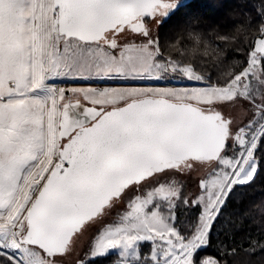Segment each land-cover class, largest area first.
Wrapping results in <instances>:
<instances>
[{
    "label": "snow or ice",
    "instance_id": "6c2138e0",
    "mask_svg": "<svg viewBox=\"0 0 264 264\" xmlns=\"http://www.w3.org/2000/svg\"><path fill=\"white\" fill-rule=\"evenodd\" d=\"M179 6V0H0V258L7 264H59L89 222L150 180L155 186L129 200L90 255L115 251L116 264H195L229 195L253 180L264 139V26L246 66L212 84L190 64L164 58L150 35L147 20L167 18ZM125 32L145 39L121 45ZM173 74L205 86L66 90L49 83L162 81ZM238 100L252 105L254 119L233 131L220 106ZM197 164L212 170L199 183L193 203L202 211L185 236L175 227L180 186L158 178ZM144 243L151 245L147 256Z\"/></svg>",
    "mask_w": 264,
    "mask_h": 264
},
{
    "label": "trees",
    "instance_id": "16d2710c",
    "mask_svg": "<svg viewBox=\"0 0 264 264\" xmlns=\"http://www.w3.org/2000/svg\"><path fill=\"white\" fill-rule=\"evenodd\" d=\"M262 26L264 0H194L159 26L158 39L164 58L190 64L207 81L222 85L230 73H239L246 66ZM192 37H198L199 44ZM255 159L253 180L236 186L229 195L213 223L208 244L194 256L195 264L209 257L219 264H264V139L258 142ZM185 196L186 189L176 205V226L188 236L202 206L184 204ZM140 251L147 256L151 245L142 244ZM117 260L112 251L85 264H116Z\"/></svg>",
    "mask_w": 264,
    "mask_h": 264
},
{
    "label": "rangeland",
    "instance_id": "374dc122",
    "mask_svg": "<svg viewBox=\"0 0 264 264\" xmlns=\"http://www.w3.org/2000/svg\"><path fill=\"white\" fill-rule=\"evenodd\" d=\"M158 34L151 36L154 39H158ZM145 38H138L134 42L140 43ZM160 45V42H159ZM161 49V48H160ZM162 53V51H161ZM170 58V57H167ZM199 74V73H198ZM174 77V78H173ZM50 84L54 85L58 88H65L66 90L71 88H87V87H202L205 84L187 80L184 77L179 76L178 74H173V76L169 77L166 80L162 81H154V80H99V79H79L72 77H61L49 81ZM67 96H72V93H68L66 91ZM220 108L227 115L233 116V131L239 129L240 127L245 126L249 123V121L254 119L253 116V107L247 101L238 100L235 103H229L221 105ZM256 160V159H255ZM257 164V161H256ZM211 168L209 165L204 164L197 167H193L190 171H185L184 173H168L163 177L158 178L160 183L167 182L169 180H175L180 186V199L181 195L184 193V189H186V196L184 200L189 201L188 206H195L193 202L196 201L201 194V190L199 187V183L201 180L207 178L211 172ZM156 180H150L146 183V185H142L138 191H128L126 195L120 200L115 202L114 207L106 211L104 216L99 219H96L93 222H89L83 231L78 234L74 238V242L72 244L70 252L59 258V264H85L87 261L92 259L93 257L90 255V249L94 244L95 240L98 238V235L109 225L114 224L118 221L119 216L122 215L125 211H127V204L134 195L144 194L147 191L151 190L153 186H155ZM176 209V207H175ZM174 209V215L176 218V210ZM175 227L176 219H175ZM180 231V230H179ZM206 247V246H204ZM202 247V248H204ZM214 259V258H207ZM206 259V260H207Z\"/></svg>",
    "mask_w": 264,
    "mask_h": 264
},
{
    "label": "flooded vegetation",
    "instance_id": "af4514ba",
    "mask_svg": "<svg viewBox=\"0 0 264 264\" xmlns=\"http://www.w3.org/2000/svg\"><path fill=\"white\" fill-rule=\"evenodd\" d=\"M179 1H181V0H179ZM162 19H164V17H158L156 20H150V19L147 20V25H148V28L150 29V35L151 36L158 34V28L160 26L159 21ZM138 38H142V37L136 36L135 34H132L130 32H125V33H121L119 35L118 43L123 45L126 42H134ZM225 115L232 119V126H233V116L227 115L226 113H225ZM197 166H200V165L197 164L195 167H197Z\"/></svg>",
    "mask_w": 264,
    "mask_h": 264
},
{
    "label": "water",
    "instance_id": "95a60500",
    "mask_svg": "<svg viewBox=\"0 0 264 264\" xmlns=\"http://www.w3.org/2000/svg\"><path fill=\"white\" fill-rule=\"evenodd\" d=\"M192 1H194V0H181V1H179V7L177 8V9H175V10H173V12L167 17V18H165L164 17V19H162V20H160L159 21V24L160 25H162V24H164L167 20H169L171 17H172V15L177 11V10H179L182 6H185V5H187V4H190ZM261 38V37H260ZM259 39V38H258ZM68 93H70V91H67ZM220 111H222V113H223V115H224V117L226 118V119H229V120H231V122H232V119L230 118V117H228V116H226L225 115V113L223 112V110L220 108Z\"/></svg>",
    "mask_w": 264,
    "mask_h": 264
}]
</instances>
